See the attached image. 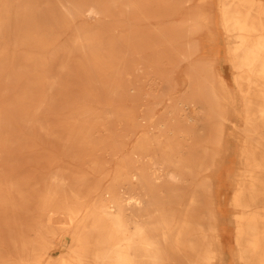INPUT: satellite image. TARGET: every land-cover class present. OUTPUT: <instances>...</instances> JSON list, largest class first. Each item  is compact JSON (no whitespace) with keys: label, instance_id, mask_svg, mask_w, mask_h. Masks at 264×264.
<instances>
[{"label":"bare ground","instance_id":"obj_1","mask_svg":"<svg viewBox=\"0 0 264 264\" xmlns=\"http://www.w3.org/2000/svg\"><path fill=\"white\" fill-rule=\"evenodd\" d=\"M126 2L97 0L85 13L104 14L115 5H128L137 12L153 4ZM67 5V15L73 17L84 4L67 0ZM219 9L234 84L244 105V133L235 173L230 175L224 163L222 124L228 87L222 75H214L215 59H208L192 65L188 94L172 99L166 118L126 110L120 117L86 110L77 115L63 140L65 154L71 153L79 168L71 172L62 163L51 175L52 186L38 197L37 228H31L34 239L19 236L13 242L14 247L20 244L17 264H226V241L232 244L236 264H264V9L255 0H221ZM12 14L4 1L0 7V77L16 65L17 48L27 43L37 49L47 47L45 34L38 30L41 23L30 15L21 20L26 24L17 22ZM11 22L20 27L13 31ZM170 36V31L163 36L170 47L168 54L180 42ZM101 45L91 39L85 42L95 51ZM10 47L14 49L9 51ZM112 51L110 45L109 55L97 54L94 66L109 82L116 76L110 90L115 94L123 85L110 61ZM41 64L37 60L39 69ZM214 77L217 88L209 85ZM197 106L208 120V135L198 147L185 143L186 127L193 126L196 117L184 115L179 121L175 114ZM8 123L0 112V136ZM6 205L13 207L12 197H0V214L6 213ZM57 216L70 244L66 254L53 259L46 252L50 234L44 223L54 224ZM0 264L14 263L8 258Z\"/></svg>","mask_w":264,"mask_h":264},{"label":"rangeland","instance_id":"obj_2","mask_svg":"<svg viewBox=\"0 0 264 264\" xmlns=\"http://www.w3.org/2000/svg\"><path fill=\"white\" fill-rule=\"evenodd\" d=\"M4 1L12 15L18 17L15 21L21 22L30 15L34 22L41 23L38 30L45 34L47 47L37 49L27 43L17 48L16 65L5 69L0 77V112L9 120L0 136V149L6 151L0 153V197L13 198V207L7 208V204L6 213L2 210L5 214H0V235L5 238H0L1 259L10 258L17 264L20 244L14 247L13 242L19 236L34 239L31 228L36 227L39 216L38 197L52 186L51 175L61 169L62 163L71 172L79 168L71 153L65 154L63 140L78 114L86 110L120 117L126 110L129 114L163 118L172 99L188 94L192 65H201L208 59H215L214 75H222L228 87L226 121L222 124L224 163L230 175L235 173L239 140L244 133V105L227 56V40L220 21L221 0H145L153 3L145 10L133 12L128 5H115L95 16H88L85 9L97 0H69L84 4L73 17L67 15V0H2L0 7ZM255 4L264 9V0H255ZM10 27L14 31L20 26L11 22ZM168 31L172 39H180L172 45L170 54V47L163 42ZM88 39L101 42L102 47L98 51L90 49L85 46ZM110 45V61L123 85L115 94H110V90L111 81L117 82L116 76L109 82L94 66V57L109 55ZM13 49L10 47L9 51ZM182 53L190 54L188 59ZM37 60L42 61L40 69ZM156 60L160 61L157 67ZM99 68L102 69L100 64ZM209 85L217 88L218 80L214 77ZM175 114L179 121L184 115L196 117V123L186 127V145L193 142L198 147L203 143L208 135L203 111L198 106L185 107L184 112ZM44 225L50 234L46 252L53 259L66 254L70 240L62 230L60 217L54 218V224ZM224 250L226 264H236L230 242H225Z\"/></svg>","mask_w":264,"mask_h":264}]
</instances>
